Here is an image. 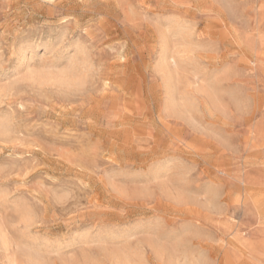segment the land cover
I'll return each mask as SVG.
<instances>
[{
	"label": "rangeland",
	"instance_id": "374dc122",
	"mask_svg": "<svg viewBox=\"0 0 264 264\" xmlns=\"http://www.w3.org/2000/svg\"><path fill=\"white\" fill-rule=\"evenodd\" d=\"M0 239L264 264V0H0Z\"/></svg>",
	"mask_w": 264,
	"mask_h": 264
},
{
	"label": "bare ground",
	"instance_id": "6f19581e",
	"mask_svg": "<svg viewBox=\"0 0 264 264\" xmlns=\"http://www.w3.org/2000/svg\"><path fill=\"white\" fill-rule=\"evenodd\" d=\"M162 55H163V58H162V60H163V62H162V69H163V72L165 73V77L167 78V80H169V82H171L174 79V75H173L172 70L169 69V60L172 57L169 54L168 48H165V50L162 53ZM27 66L30 68V65H27ZM70 73H72V72H70ZM65 77H66V75H65ZM40 80H42V81H48L49 78L47 76H45V75H42V76H40ZM80 81H81V78L79 79L78 77H74V75L73 76L70 75V77H66L65 79H60V78L59 79H56V82H58L59 84H61L63 86H66L67 88H69L72 84L73 85L74 84H79ZM170 85L172 86V84H170ZM171 100H173V99H171ZM1 134L3 135V132H1ZM137 228H139V227H137ZM134 235H135V231H131V233H129L126 236H124V238L125 239H128V238L133 237ZM113 238L114 237H110V239H113ZM119 238H120V236H119ZM148 246L151 249H153V251H155L156 253H161L162 251L165 250V248L163 247V245L161 246V244H157V243L156 244H151L150 243V244H148ZM175 249L176 248L173 247V252L174 251H177ZM40 251L39 250H31V249H29L27 251H23V254H24L23 256H25V258L27 259V261L30 264H45V259H44V257H42L43 255L40 253ZM178 253L179 254L172 255V257H170V258L168 257L169 258V264H212L213 263L212 257H209L207 255L206 251L203 250V249H201L200 251H197V252L196 251L195 252H192V251L183 250V251H179ZM109 256H110V260L109 261H111L112 264H126L130 260V257H128V255L126 253H124L123 251H120V250L119 251L117 250L116 252L110 253Z\"/></svg>",
	"mask_w": 264,
	"mask_h": 264
}]
</instances>
